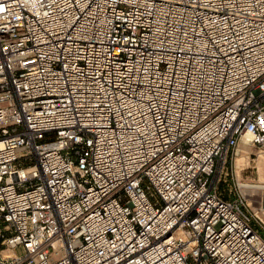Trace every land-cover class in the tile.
<instances>
[{
    "label": "built area",
    "instance_id": "obj_1",
    "mask_svg": "<svg viewBox=\"0 0 264 264\" xmlns=\"http://www.w3.org/2000/svg\"><path fill=\"white\" fill-rule=\"evenodd\" d=\"M242 145L264 0H0V264H264Z\"/></svg>",
    "mask_w": 264,
    "mask_h": 264
},
{
    "label": "rangeland",
    "instance_id": "obj_2",
    "mask_svg": "<svg viewBox=\"0 0 264 264\" xmlns=\"http://www.w3.org/2000/svg\"><path fill=\"white\" fill-rule=\"evenodd\" d=\"M262 171L264 172V146L259 147L248 145L237 157H229L224 173L219 182V191L225 198L235 199L239 195V189H233L234 185L238 186L236 178L245 182L258 183ZM248 190L249 196L246 200L248 208L253 214L258 215L264 221L263 190L253 188ZM253 223L258 229L264 232L262 227L256 221H253ZM16 252L22 254L20 248H17Z\"/></svg>",
    "mask_w": 264,
    "mask_h": 264
},
{
    "label": "bare ground",
    "instance_id": "obj_3",
    "mask_svg": "<svg viewBox=\"0 0 264 264\" xmlns=\"http://www.w3.org/2000/svg\"><path fill=\"white\" fill-rule=\"evenodd\" d=\"M247 138H250V135L247 134L246 135ZM248 145H242V151L244 148H246ZM260 180L258 183H252V182H245V181H242L241 179H239L240 181V186L244 189V188H253V189H260V190H263L264 192V172L262 171L261 172V175H260Z\"/></svg>",
    "mask_w": 264,
    "mask_h": 264
}]
</instances>
